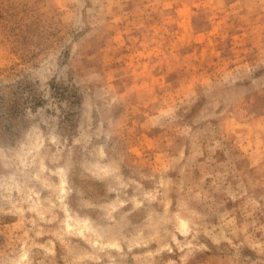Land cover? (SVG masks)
Returning <instances> with one entry per match:
<instances>
[{
  "label": "rangeland",
  "instance_id": "1",
  "mask_svg": "<svg viewBox=\"0 0 264 264\" xmlns=\"http://www.w3.org/2000/svg\"><path fill=\"white\" fill-rule=\"evenodd\" d=\"M0 264H264V0H0Z\"/></svg>",
  "mask_w": 264,
  "mask_h": 264
}]
</instances>
